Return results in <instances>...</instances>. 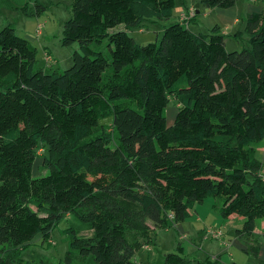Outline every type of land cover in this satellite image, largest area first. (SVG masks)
<instances>
[{
    "label": "trees",
    "instance_id": "16d2710c",
    "mask_svg": "<svg viewBox=\"0 0 264 264\" xmlns=\"http://www.w3.org/2000/svg\"><path fill=\"white\" fill-rule=\"evenodd\" d=\"M236 1L199 4L227 8ZM6 5L25 15L47 7L39 0ZM174 7L175 0H72L60 40L78 49L59 71L36 66L35 46L11 22L0 26V264H34L24 246L37 234L47 242L74 210L92 232L65 228L68 248L59 264L89 257L94 264H140L134 252L155 229L185 220L208 196L221 198L213 204L221 217L243 218L235 233L257 253L264 8L247 14L240 49H226L217 24L193 30V7L155 41L139 44L129 35L144 20L169 19ZM120 23L124 28L115 29ZM170 100L177 110L167 125ZM39 147L47 173L34 177ZM215 261L190 259L178 246L162 264Z\"/></svg>",
    "mask_w": 264,
    "mask_h": 264
},
{
    "label": "rangeland",
    "instance_id": "374dc122",
    "mask_svg": "<svg viewBox=\"0 0 264 264\" xmlns=\"http://www.w3.org/2000/svg\"><path fill=\"white\" fill-rule=\"evenodd\" d=\"M6 1L4 5H0V26L6 22H11L15 28V31L20 36L25 37L23 35L24 32H29L35 36L31 42L36 48V66L41 67L45 71L52 69H57L59 71L70 66L72 63L71 54L75 49H78V44L77 42H73L70 45H63L60 39L63 21L70 15V4L72 0H39L47 6L40 15H25L19 10L6 5L12 3H23L24 0ZM184 1H186L187 4L197 5L196 8L199 11L195 17L196 20L190 23V27L195 31L196 29L205 32L209 31V29L212 27L209 25L212 23L211 21L214 17V14L209 13L208 7L200 5L199 0ZM175 3L179 4L180 0H176ZM176 19L177 17L174 14H172L169 19L164 20L147 19L142 21L137 26L128 28L127 31L137 43L145 44L147 42L159 39L163 30V26L175 21ZM37 26L40 27L39 32ZM123 28L124 24L122 23L115 26V29ZM244 42H241V40L239 41L238 39L236 40L232 36L225 35V46L228 50L240 49L242 45L245 44ZM99 47L101 50L107 51L105 42H103ZM45 52H47L53 59L49 63H46L44 59ZM176 110V102L174 100H170L166 107V118L168 124L171 118L170 114L173 112L176 113ZM107 127L108 129L110 128L109 124ZM258 146L259 147H257L255 156L259 159L263 158L264 160V139L258 142ZM45 153L46 151L44 148H38L37 156L35 157L32 166V176L35 177L47 173V169L41 166L42 155ZM204 199V202L200 205V207H198L200 214L204 217V219L205 217H207V219L204 223L200 221L199 224L195 226L203 231V241L209 242L210 248L213 251L211 254L215 255L214 259H216V264H259L262 260H264V233L262 232L258 234L257 232L260 231V227L264 224V217L255 219L256 233L254 234V237L259 243L257 247V253L254 254L251 244L248 242V240L245 237L237 236L234 231L235 227L239 225L238 220H236V222L232 225L231 218L221 217L219 215L218 208L215 209L212 206L213 203L217 202L220 205L221 198L218 196H208ZM191 212L193 215L194 211L192 210ZM191 216L187 218H190ZM195 217L196 216H193V219ZM222 220H224V223ZM214 221L218 222V226L215 225L216 228H212V226H210L214 224ZM181 223H183L182 228L187 231V237L180 238V233L177 231V227L174 225H171L167 228L158 229L156 231V235L160 231L158 237L161 242L155 241L150 244L151 246L146 245L150 250H148L146 246V249L139 247L134 252L133 259L139 263L141 262V264H146V261L148 260L151 262V264H159L162 261V250L171 251V249H176L175 247L177 241H183V245L193 243L190 240L193 237L194 228L189 225L188 219L181 221ZM69 226H73L78 234L81 235H89L92 232L89 223L82 220L79 217L77 211H70L69 213H66L65 216L52 227L50 238L47 242L41 241L39 234L35 235L33 239L24 246L22 251L23 256L33 261L34 264H59V261H63L64 252L68 248V238L64 232V229ZM211 230H219L222 233L217 237H213L211 236ZM171 242L173 243V246H171ZM194 242L197 243L198 239L194 240ZM86 264L94 263L89 257L86 260Z\"/></svg>",
    "mask_w": 264,
    "mask_h": 264
},
{
    "label": "crops",
    "instance_id": "0c3cea01",
    "mask_svg": "<svg viewBox=\"0 0 264 264\" xmlns=\"http://www.w3.org/2000/svg\"><path fill=\"white\" fill-rule=\"evenodd\" d=\"M175 2H176V0H175ZM185 2L186 1H184V0H182V1L180 0L179 4L175 3L173 14L177 17L176 20H182V19L188 18L187 17L188 11H189V8H191V7H193L195 13H199L198 9L196 8L197 5L187 4V2L186 3ZM4 4H5L4 1L0 2V5H4ZM263 8H264V0H237L234 5H232L230 7H227V8H218V7L208 8L209 13L214 14V17L212 18V21H211L212 25L210 24L209 26H213L214 24H217L220 27V33L224 35V39H225V35H229V36H232L236 40L238 39L239 41L241 40V42H244L245 41V37L242 34V30H243L244 22H245L244 19L246 18L247 14L249 12L258 11V10H261ZM194 20H196V18ZM189 26H190V23H189ZM196 31H199V29H196ZM23 35L30 42L35 37L33 34H31L29 32H24ZM174 114H175L174 112L170 114L171 118L169 120V124L172 123L173 118H174V116H173ZM167 122L168 121H167V118H166V123ZM204 200L201 201V202H198L199 204H195L194 207L191 209V211L192 210L194 211V214L192 215V212L190 211V215L189 216H191V215L192 216L190 218H186L185 219V220L188 219L189 225H191L194 228V234H193L192 239L190 240L193 243H188V245H183L182 244L183 241H177V244H176V247H175V248H177L178 246H181L182 247V251L186 255V257H188L190 259H193V260L201 261V262H203L206 257H209L211 260H215L214 259L215 255L211 254V252H213V251L210 248L209 242H204L203 241V236H202V232L203 231L201 229H199L197 226H195V225H198L200 221H202V223H204L205 220L207 219V217H205V219H204V217L199 212V207L204 202ZM212 206H215V205H212ZM193 216H196V217L193 219ZM226 218H231L232 219V222H231L232 225L236 222V220H238L239 225H237V227H235V229L239 228L242 225L243 218L241 216H236L235 214H231L230 216H228ZM222 222L224 223V220H222ZM217 223H218L217 221H214V224L210 225V226H212V228H214V227L216 228L215 225H217ZM182 224L183 223H181V222H179L177 224H173L175 227H177V231L180 233V238L187 237V235H186L187 231L182 228ZM260 228H261L260 231H257L258 234L262 233V232L264 233V224ZM235 229H234V231H235ZM255 229H256V227L254 228V234L256 233ZM157 230L158 229H155V232L152 235V241L150 243H148V246H151L150 244L152 242H155V241L161 242L159 237H158V234L160 233V231L156 235V231ZM164 230H166V229H164ZM197 239H198V242L195 243L194 240H197ZM146 245L142 246V248L146 249L145 248ZM148 246H146V247H147L148 250H150ZM171 246H173L172 242H171ZM174 250H176V249H174ZM168 251H170V250H168ZM168 251H164V250L161 251V254H162L161 260L162 261L159 264H162L163 255H164L165 252H168ZM171 251H172V249H171ZM263 255H264V251H263ZM140 264H141V262H140ZM146 264H151V262L148 260V261H146Z\"/></svg>",
    "mask_w": 264,
    "mask_h": 264
},
{
    "label": "built area",
    "instance_id": "2783aa9c",
    "mask_svg": "<svg viewBox=\"0 0 264 264\" xmlns=\"http://www.w3.org/2000/svg\"><path fill=\"white\" fill-rule=\"evenodd\" d=\"M39 26H37L38 32L40 31V27ZM44 59H45L46 63H49L50 61L53 60L51 58V56L47 52L44 53ZM260 173L264 174V163H263V165H262V167L260 169ZM220 234H221V232L219 230H211V236H213V237H217Z\"/></svg>",
    "mask_w": 264,
    "mask_h": 264
}]
</instances>
